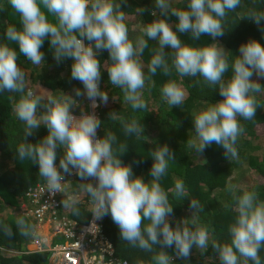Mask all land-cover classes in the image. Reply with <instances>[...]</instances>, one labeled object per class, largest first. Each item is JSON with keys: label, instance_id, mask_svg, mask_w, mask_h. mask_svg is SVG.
I'll list each match as a JSON object with an SVG mask.
<instances>
[{"label": "clouds", "instance_id": "1", "mask_svg": "<svg viewBox=\"0 0 264 264\" xmlns=\"http://www.w3.org/2000/svg\"><path fill=\"white\" fill-rule=\"evenodd\" d=\"M153 2L149 14L154 19L143 25L142 35L133 41L123 10L127 0H7L19 16L20 27L7 26L6 42L0 43V93L20 94L14 111L23 124V133L15 146L16 156L38 166L47 192L51 196L61 194L63 207L73 214H80V205L87 197L94 221L110 216L121 240L152 254L151 264H174L175 259L187 262L193 249L204 255L209 248L219 264H264L260 255L264 250V200L257 191L228 184L233 203L226 207L236 216L228 226V240L221 242L201 223L199 214L204 206L189 198L182 180H177L171 190L174 197L162 188L161 178L176 154L167 144L155 143L144 135L141 118H125L116 112L108 117L118 120L126 135L155 144L149 151L150 180L134 175L132 165L122 161L128 146L117 144L114 132L98 135L105 122L95 109L109 101V94L101 87L102 72L136 111L148 112L143 93L158 69L165 76L175 70L179 77H199L197 84L218 89L222 99L192 117L194 138L186 142L198 155L215 144L222 147L225 157L238 159V140L245 133L241 118L251 121L261 108L259 97L264 95V85L258 81L264 79V45L250 39L239 45V54L234 56L217 42L231 28L227 26L230 14L236 13L242 0H181L182 7H173L171 0ZM137 11L142 15L146 9ZM171 17L176 18L174 23ZM239 20L253 22L262 33L264 11L250 8ZM178 33H190L193 40L206 36L212 42L190 46L182 43ZM45 41L57 64L71 60L70 77L82 85V89L73 88L74 95L60 90H56L59 95H53L42 87L37 91L28 86L20 56L41 70L46 59L42 51ZM149 41L158 46L146 72L142 56ZM105 51L108 59L102 63L99 57ZM229 68L232 74L226 79ZM161 95L170 108H179L187 92L176 80L169 79ZM78 98H86L93 111H85ZM75 108H80L79 115L73 114ZM41 126L47 134L36 143L29 142ZM58 150L62 155L57 165ZM73 175L80 182L70 190L71 181L65 177ZM174 198H188L189 217L175 220L170 203ZM31 227L23 217L16 220L21 236L32 235ZM0 231L9 239L16 234L8 225H0ZM166 249H172L174 255Z\"/></svg>", "mask_w": 264, "mask_h": 264}, {"label": "trees", "instance_id": "2", "mask_svg": "<svg viewBox=\"0 0 264 264\" xmlns=\"http://www.w3.org/2000/svg\"><path fill=\"white\" fill-rule=\"evenodd\" d=\"M171 3L173 7L183 6L181 0H171ZM0 7L3 8V11H0V43H3L6 42L4 31L7 26L16 25L19 28L20 24L18 14L7 4V0H0ZM253 7L264 11V0H242L241 7L237 9L236 13L230 14L227 26L231 28L223 37L217 38V42L234 56L239 54V45L250 39H255L264 45V27H262L261 33V30L253 22L239 20ZM137 8H144L146 11L141 15ZM153 9V0H127V4L123 6V10L126 12L129 36L133 41L137 36L142 35L143 25L154 19L149 14ZM175 20V17L170 18L172 23ZM178 35L182 43L190 46L202 47L206 43L212 42L206 36H202L199 40H193L190 33H178ZM157 46L155 41H149L148 48L145 49L142 56L146 72L153 50ZM42 51L46 59L45 66L41 70L34 67L22 55L20 56L19 64L28 75L30 88L42 91L40 89L42 87L53 91V95L60 94L56 90L74 95L73 88L82 89L80 82L72 80L70 77L71 60L57 64L52 58L47 41H45ZM99 58L103 63L108 59V53L103 52ZM231 74L232 70L229 68L225 78H230ZM169 79L176 80L187 92L185 102L179 108H170L162 98L161 88ZM198 79L200 78L179 77L175 70L170 76H165L158 69L143 93V98L148 105V112H145L144 110L136 111L124 102L121 89L111 85L107 81V73L102 72L101 87L109 94V101L106 105L97 101L100 106L95 109V113L105 122L98 131V135L102 136L103 131L108 130L114 132L117 144L124 143L128 146L127 152L121 156L122 161L132 165L134 175L141 176L145 181L150 180L152 160L149 151L155 147V144L138 140L134 135H126L118 120L108 119L111 112H116L117 116L125 118H141L140 122L145 128L144 135L155 143L167 144L176 154L175 161L170 162L168 170L161 178L162 188L174 197L175 194L171 190L177 180H182L189 193V198L200 201L204 206V211L199 214L201 223L209 227L214 234L213 238L224 242L228 240V226L233 223L236 216L230 207H226L233 203L232 196L227 191L228 184H233L230 179L232 172L244 168L250 178L244 180L241 185H236L237 188L239 190H255L260 199L264 200V95L259 97L261 108H257L255 118L251 121H244L241 118L245 133L238 140V159H232L230 156L225 157L222 147L215 144L207 147L202 154L198 155L194 150L191 151L188 148L186 142L188 138H194L192 117L208 107L210 103L222 99L218 89L211 90L203 83L197 84L196 80ZM253 79H257V77L254 75ZM258 82L264 85V79H260ZM19 97L18 93H0V225H8L16 233L13 238L9 239L0 231V264H41L42 260L47 262V252L27 249V245L37 237V232L35 221L25 215L20 207L27 198L28 190L45 184L39 177L38 166L28 160L20 161L15 153V146L20 142L23 133V124L17 119L14 111V104L19 100ZM80 104L85 111L91 112L90 102L86 98L80 99ZM73 114L79 115L80 108L73 109ZM46 134L47 129L41 126L33 136L28 138V141L36 143ZM60 155H62V151L58 150L57 165ZM65 178L71 181L70 190H75L77 183L80 182L78 177L73 175ZM61 198L63 200L64 197L61 196ZM170 203L174 206L175 220L179 221L190 216L188 198H184L182 201H179V198L170 199ZM66 216L77 223L87 222L91 216L87 197L83 198L79 215H75L67 209ZM20 217L33 226L29 229L33 231L32 235L25 237L19 234L16 229V220ZM169 220L171 223L172 217ZM100 225L103 233L113 244L116 258H120L128 264H151L152 254L134 249L121 240L119 230L110 216H105L100 220ZM166 251L170 255H174L172 249H166ZM260 255L261 260L264 261V250ZM174 264H219V261L211 248L204 255L193 249L189 261L175 259Z\"/></svg>", "mask_w": 264, "mask_h": 264}, {"label": "built area", "instance_id": "3", "mask_svg": "<svg viewBox=\"0 0 264 264\" xmlns=\"http://www.w3.org/2000/svg\"><path fill=\"white\" fill-rule=\"evenodd\" d=\"M26 195L20 208L35 221L37 232L31 243L34 248L28 250L47 252V264H128L114 256L113 244L92 214L83 223L70 219L61 203L62 195L51 196L46 185H38Z\"/></svg>", "mask_w": 264, "mask_h": 264}, {"label": "rangeland", "instance_id": "4", "mask_svg": "<svg viewBox=\"0 0 264 264\" xmlns=\"http://www.w3.org/2000/svg\"><path fill=\"white\" fill-rule=\"evenodd\" d=\"M92 111H93V109H92ZM249 178H250L249 173L246 170H244V168H243V169L232 172L230 179H231V182L233 183V185H241L244 180L249 179ZM59 241L62 242L63 239L61 238ZM27 248L33 249L34 247H33V245H29ZM45 262H46L45 260H42L41 264H45Z\"/></svg>", "mask_w": 264, "mask_h": 264}]
</instances>
